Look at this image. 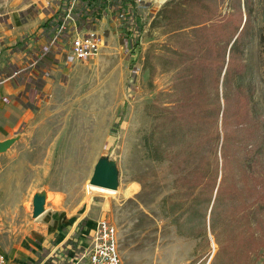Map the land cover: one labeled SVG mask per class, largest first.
<instances>
[{
	"label": "rangeland",
	"instance_id": "rangeland-1",
	"mask_svg": "<svg viewBox=\"0 0 264 264\" xmlns=\"http://www.w3.org/2000/svg\"><path fill=\"white\" fill-rule=\"evenodd\" d=\"M102 3L82 2L105 39L96 55L70 56L63 34L46 91L38 82L0 96L11 107L0 138L15 137L0 152V254L52 264L60 253L66 264L105 218L123 264H264V0ZM206 4L214 17L241 9L247 19L238 71L218 75L216 34L192 29ZM218 92L228 117L217 127L204 118L214 120ZM242 96L256 140L236 141ZM102 157L117 168L114 193L87 187Z\"/></svg>",
	"mask_w": 264,
	"mask_h": 264
},
{
	"label": "crops",
	"instance_id": "crops-1",
	"mask_svg": "<svg viewBox=\"0 0 264 264\" xmlns=\"http://www.w3.org/2000/svg\"><path fill=\"white\" fill-rule=\"evenodd\" d=\"M84 1L76 3L73 7L72 15L75 20L69 23L67 33L64 34L66 38L70 37V33H83L94 29L90 26L88 8L84 7L86 4L82 5ZM68 2L69 0L0 1V96L2 98L12 99L18 95L23 96L29 85H36L38 82L41 83L40 91H46L48 86L52 84L53 79L49 77L52 69L48 70L47 68L50 66V61L54 59L64 60L65 57L61 55L63 54L61 45H65V42L60 40L48 51L49 42L53 30L68 9ZM80 10L82 11L80 12ZM80 16L86 21L81 29L77 27ZM51 17L53 21L45 25ZM66 45L69 49V43ZM0 107L1 129L4 128L2 123L10 117L11 107L10 105L7 106L6 102ZM4 139L6 138H0V140ZM95 224L96 222L90 226L89 233L92 232ZM1 254L13 264H29L26 262L27 260L18 259V262L4 252ZM57 256L59 258L55 260L56 262H53V258L50 259L52 264H64L62 254L59 253Z\"/></svg>",
	"mask_w": 264,
	"mask_h": 264
},
{
	"label": "built area",
	"instance_id": "built-area-1",
	"mask_svg": "<svg viewBox=\"0 0 264 264\" xmlns=\"http://www.w3.org/2000/svg\"><path fill=\"white\" fill-rule=\"evenodd\" d=\"M80 1L83 0H69L68 9L50 38L48 51L60 42L63 34L67 33L69 23L75 20L72 15L73 7ZM70 34L68 51L71 53L70 56L78 60H87L93 57L104 45L103 35L94 29ZM90 236L91 242L86 252L73 255L66 264H123L119 253L117 228L111 221L105 218L97 220ZM0 264L13 263L8 261L3 254H0Z\"/></svg>",
	"mask_w": 264,
	"mask_h": 264
},
{
	"label": "trees",
	"instance_id": "trees-1",
	"mask_svg": "<svg viewBox=\"0 0 264 264\" xmlns=\"http://www.w3.org/2000/svg\"><path fill=\"white\" fill-rule=\"evenodd\" d=\"M103 3H106V0H102ZM100 4L101 6L103 5ZM99 6L98 9L101 8ZM207 7V14L198 20L197 22H194L192 25L193 31H206L207 34L209 35L211 32L215 33L217 38L214 37L216 40H214L211 44L210 47L216 46L221 44L222 45V58L219 60L220 62V67H218V75H221L222 73V68H225V71L227 73H232L234 70L238 71L241 69V58L238 56V48H237V43L243 35V29L245 26V23L247 19L243 20V13L241 9L236 10V11H228L227 14H217L218 17H214L215 13H211V8L206 4ZM53 18H49L45 25L52 22ZM44 25V26H45ZM129 31L133 32L132 29H129ZM209 32V33H208ZM233 41V42H232ZM232 42V43H231ZM231 43V45H230ZM213 45V46H212ZM208 47V46H207ZM222 65V67H221ZM219 66V65H218ZM217 74V73H216ZM219 81V80H218ZM205 94V93H204ZM217 94V93H216ZM239 107H236L235 111L238 114L237 116V127L240 130H245V135L242 137L236 138V141H247V140H256L258 133L256 134L257 128H253L249 121V108H248V99L246 96H242V98L239 100ZM215 103V102H214ZM214 120L208 119L207 116H205L204 120H210L214 121L216 123V126L218 127L217 123L219 120V117L221 116L222 123L227 119L228 117V111H226V108L224 107V103L221 102L220 97H219V92L217 94V100H216V105L214 104ZM206 121V122H207ZM216 127V128H217ZM207 134H205L204 137H206ZM210 137L212 139L216 140V142L219 141L220 139V131L219 128L216 129L215 132H211ZM217 149V147H216ZM213 154H216V151L214 150ZM217 173V172H216ZM208 174V173H207ZM203 174V178L206 176H210ZM216 181H214L215 183Z\"/></svg>",
	"mask_w": 264,
	"mask_h": 264
},
{
	"label": "water",
	"instance_id": "water-1",
	"mask_svg": "<svg viewBox=\"0 0 264 264\" xmlns=\"http://www.w3.org/2000/svg\"><path fill=\"white\" fill-rule=\"evenodd\" d=\"M15 137L0 140V152L5 151L13 142ZM90 184L105 188L116 189L118 186V171L116 166L106 157L98 159L93 173L90 177ZM47 192L46 190L37 191L32 198V216L37 217L45 210Z\"/></svg>",
	"mask_w": 264,
	"mask_h": 264
},
{
	"label": "bare ground",
	"instance_id": "bare-ground-1",
	"mask_svg": "<svg viewBox=\"0 0 264 264\" xmlns=\"http://www.w3.org/2000/svg\"><path fill=\"white\" fill-rule=\"evenodd\" d=\"M87 187H88L89 190H91V189H99V190H103V191H108V193L109 192H113L114 193V191H115V189L105 188V187H101V186L90 184V183H87Z\"/></svg>",
	"mask_w": 264,
	"mask_h": 264
}]
</instances>
